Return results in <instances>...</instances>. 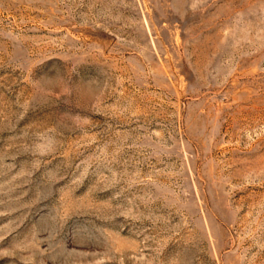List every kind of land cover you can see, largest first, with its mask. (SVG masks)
Listing matches in <instances>:
<instances>
[{
	"label": "rangeland",
	"instance_id": "obj_1",
	"mask_svg": "<svg viewBox=\"0 0 264 264\" xmlns=\"http://www.w3.org/2000/svg\"><path fill=\"white\" fill-rule=\"evenodd\" d=\"M0 264H264V0H0Z\"/></svg>",
	"mask_w": 264,
	"mask_h": 264
}]
</instances>
